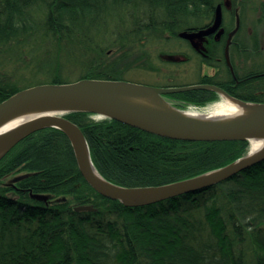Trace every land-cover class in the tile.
<instances>
[{"label":"trees","instance_id":"16d2710c","mask_svg":"<svg viewBox=\"0 0 264 264\" xmlns=\"http://www.w3.org/2000/svg\"><path fill=\"white\" fill-rule=\"evenodd\" d=\"M219 6L221 41L210 58L197 56L221 76L196 83L264 103V0H0V103L41 83L134 81L138 69L181 67L189 60L178 55H189L181 33L210 27ZM165 97L199 108L219 94ZM66 117L83 129L101 174L124 186L194 177L250 149L248 140L173 139L89 112ZM0 264H264V160L220 183L127 206L88 183L62 130H38L0 160Z\"/></svg>","mask_w":264,"mask_h":264},{"label":"water","instance_id":"95a60500","mask_svg":"<svg viewBox=\"0 0 264 264\" xmlns=\"http://www.w3.org/2000/svg\"><path fill=\"white\" fill-rule=\"evenodd\" d=\"M222 24L221 7L215 22L199 31L182 32L192 40L216 32ZM227 58L231 65L229 54ZM192 89H209L257 110L231 119H206L189 114L191 109L179 108L165 95ZM160 98L168 104L157 107L141 104L138 99ZM89 112L97 119H115L142 130L173 139L190 141L248 140L249 151L233 162L194 177L147 186H124L105 178L96 167L88 139L76 122L66 114ZM197 111V110H195ZM35 116L9 129L0 130V160L20 141L44 128H58L70 139L79 168L100 194L121 201L127 206L148 205L183 193L220 183L264 160V103L244 101L214 84L154 86L123 79L82 78L66 83H41L18 91L0 103V128L22 114ZM97 171V173H96ZM45 198L43 195H35ZM78 210H94L92 205H80Z\"/></svg>","mask_w":264,"mask_h":264},{"label":"flooded vegetation","instance_id":"af4514ba","mask_svg":"<svg viewBox=\"0 0 264 264\" xmlns=\"http://www.w3.org/2000/svg\"><path fill=\"white\" fill-rule=\"evenodd\" d=\"M213 24V23H212ZM211 26V25H210ZM221 27V26H220ZM208 28V27H206ZM220 29V28H219ZM219 29L210 34V35H205L202 37H195L192 39V41L186 39L185 44H182V49H184L185 51L188 52L189 55H185V54H178L180 55L179 58L180 59H189L187 60L185 63L186 64H190L192 63L193 65H195V73H193V75L195 74V78L194 79H186L184 78L185 75H187L188 73H191L189 69L186 70H182L180 69V67L176 66L179 64H174L175 66H173L170 70H163L160 74L155 75L156 79L158 80V82H164L167 83L169 81H175V82H169V84H182V83H191V84H206V83H196V81L198 80V77L200 76H214V77H220L221 74L219 73V68L217 66V64L215 63H199L198 62V52L203 54L204 56H207L210 58V55L212 54L213 50L216 49V47L218 46V43L221 41V36H217V32L219 31ZM200 30V29H199ZM198 29L195 31H199ZM232 36H228L227 38V43L225 46V57H226V63L227 65L230 66L229 64V60L227 58V51H229V43L231 42ZM177 55V54H175ZM167 57V56H165ZM178 58V57H177ZM178 58V59H179ZM183 63V64H185ZM182 65V64H181ZM191 84H182L183 85H191ZM158 86V85H157ZM172 86H177V85H172ZM162 87H166V86H162Z\"/></svg>","mask_w":264,"mask_h":264},{"label":"bare ground","instance_id":"6f19581e","mask_svg":"<svg viewBox=\"0 0 264 264\" xmlns=\"http://www.w3.org/2000/svg\"><path fill=\"white\" fill-rule=\"evenodd\" d=\"M138 102L141 104L146 105H152L157 107H166L168 106L167 102L165 100H162L160 98H145V99H138ZM255 105L252 104H242L231 97L226 96L225 99L221 100L212 110L208 111H189L188 113L193 116H199L204 117L206 119H231V118H238L242 116H246L249 113L253 114L257 107H254ZM240 110H243V115L240 114ZM34 113L29 114H22L17 116L16 118H13L12 120L5 123L0 130L9 129L11 127H14L15 125H18L27 119L34 117ZM97 173V171H96Z\"/></svg>","mask_w":264,"mask_h":264},{"label":"rangeland","instance_id":"374dc122","mask_svg":"<svg viewBox=\"0 0 264 264\" xmlns=\"http://www.w3.org/2000/svg\"><path fill=\"white\" fill-rule=\"evenodd\" d=\"M161 67H163L165 69L166 66H161ZM180 68L181 69L187 68L191 72V73H188L187 75H185L184 78H186V79H194L195 78V74L193 75V73H195L194 67L191 68V65L190 64H184ZM134 72L136 74H133ZM134 72H131L133 76L130 77V79L131 80H134V81L136 80V81H141V82L142 81L143 82H146V81L151 82V80H154V78L156 77L154 75V73H156V71H151V70H148V69H138V70H136ZM134 75H136V76H134ZM221 100H223V99H220V100L219 99H216L214 101H211V102L205 104L204 107H199L198 108L196 106L190 105V106H188L185 109L197 110V111H202V112L203 111H208V110H212L215 107V105H217ZM93 117L96 118V119L98 118L94 114H93Z\"/></svg>","mask_w":264,"mask_h":264},{"label":"clouds","instance_id":"9594fccd","mask_svg":"<svg viewBox=\"0 0 264 264\" xmlns=\"http://www.w3.org/2000/svg\"><path fill=\"white\" fill-rule=\"evenodd\" d=\"M240 114H241V115H243V114H244V113H243V110H240Z\"/></svg>","mask_w":264,"mask_h":264}]
</instances>
